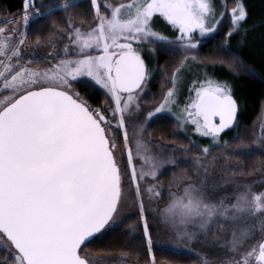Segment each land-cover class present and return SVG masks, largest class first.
<instances>
[{
  "label": "snow or ice",
  "instance_id": "6c2138e0",
  "mask_svg": "<svg viewBox=\"0 0 264 264\" xmlns=\"http://www.w3.org/2000/svg\"><path fill=\"white\" fill-rule=\"evenodd\" d=\"M233 2L229 9L223 0L218 9L214 0H62L49 8L22 0L18 12L0 21V264H116L111 249L93 253L87 246L122 224L130 209L137 219L129 236L142 232L147 264H157V245L211 257L199 264H264V184L254 191L255 182L242 179L251 173L237 172L242 162L228 159L264 151V137L235 148L222 141L239 111L227 81L193 79L190 102L178 105L201 45L196 33L214 32L229 15L230 37L246 20L244 0ZM53 10L63 11L66 27L53 26L30 45L33 19ZM76 14H90L91 24L78 25ZM159 18L171 36L155 28ZM154 43L185 55L166 77L171 87L162 85L163 98L145 104L141 93L152 73L142 53ZM81 78L104 90L102 103L94 106L76 90ZM173 108L179 128L209 143L152 141L147 126ZM153 145L159 151L145 155ZM193 148L199 152L191 157L192 176L174 180L161 206L159 171L189 163ZM213 148L222 149L216 155L226 164L217 163ZM167 149L181 158L165 155ZM154 231L171 233L172 242L154 240Z\"/></svg>",
  "mask_w": 264,
  "mask_h": 264
},
{
  "label": "trees",
  "instance_id": "16d2710c",
  "mask_svg": "<svg viewBox=\"0 0 264 264\" xmlns=\"http://www.w3.org/2000/svg\"><path fill=\"white\" fill-rule=\"evenodd\" d=\"M54 2H62V0H36L37 6L44 5L52 8ZM217 8L223 0H214ZM228 8L234 6L233 0H227ZM22 7V0H0V21L9 17L12 13L18 12ZM78 7L82 8L83 3ZM222 10V9H220ZM69 12L76 10L69 9ZM62 10H53L52 15L35 17L29 27V40L31 45L35 40V36L42 34L44 36L51 35L53 26L63 29L66 27L63 20ZM219 18V17H218ZM73 19L79 25L83 20L88 24L92 22V16L88 15H73ZM230 16L226 15L219 23L218 28L204 37L196 36L201 40V45L194 51L199 65L207 67L201 68L206 71V68H212L214 74H218L221 81H227L232 88L234 97L239 104L237 115V123L230 130L222 134V141L227 140L232 148L237 145H255L262 137L259 130V123L264 113V28H252L253 26H264V20L253 21L251 11L246 21L233 32L230 37L226 34L229 32L232 25ZM43 27V32L38 33L36 30ZM227 39V44L225 40ZM47 47V44L42 45V50ZM145 48L155 47L156 51L151 55V63L153 68L147 87L150 91L143 96V102L146 104H158L163 98L161 93L162 85L170 87L166 84V77L170 78L173 69L179 64L182 59V51H173L171 46H161L153 44L145 45ZM210 62H214L210 63ZM43 63V62H42ZM209 67V68H208ZM211 71V70H210ZM86 79H81L75 85L76 90L81 95L92 103L94 106L102 103L105 99L104 91L98 87L89 88L86 86ZM161 118L153 120L147 126V132L153 134L151 138L155 141L162 140L166 144H175L177 146H190L189 136L178 127L174 118L169 115L162 114ZM233 136L236 139H231ZM222 149L213 148L212 154L216 158V154ZM199 149L193 148L191 153L186 155L189 157V163H180L178 166H169L163 169L158 174V180L169 188L172 182L176 179H182L192 176L191 157L196 155ZM174 158L180 159L181 152H173ZM228 159L242 162L241 167L237 172L243 171L251 173L246 177L258 175L264 168V151L256 150L248 153H229ZM256 169L252 172V169ZM165 192V190H164ZM122 223L117 224L102 235V238L95 240L89 244L90 252H97L104 248H109L114 253L113 256L119 255L121 252L127 253V257L135 260L138 264H147L148 257L144 248L143 239L135 235L129 236V225L135 224L136 216L130 215ZM126 241H131L128 245ZM154 252L157 258V264H199L197 256L184 252H175L155 247Z\"/></svg>",
  "mask_w": 264,
  "mask_h": 264
},
{
  "label": "rangeland",
  "instance_id": "374dc122",
  "mask_svg": "<svg viewBox=\"0 0 264 264\" xmlns=\"http://www.w3.org/2000/svg\"><path fill=\"white\" fill-rule=\"evenodd\" d=\"M244 3H245L246 8H247V13H248L247 14V18L249 16V12L251 11V14H252V17H253V21L254 20L258 21V19L259 20H264V0H244ZM244 22H242L241 25L238 28H241V26H242V24ZM155 28L157 30H162L165 35L171 36L173 34V29L171 28V26L166 25V23L163 21V18H159L156 21ZM252 28H264V26H260V25H256L255 24V26H253ZM176 34L178 35V33H176ZM196 36H200L199 32L196 33ZM43 50H47V47H45V49H43ZM142 54H144L146 59L148 60L149 71L152 72V70H153V68H151L152 63L149 61V60L152 61L151 55L149 54V52H148V50L146 48H144V52ZM188 68L190 69V73H186L185 74L184 83L181 86V90H180L179 97H178V105L181 106V107L183 106V104L185 102H190V101H187V97L189 95V93L187 91V88H188V85L191 83V81L193 79L205 80V79H208L210 77L213 80L221 81L219 79V77H218V74L217 73L216 74L213 73L212 68L208 67L209 69L206 68V71H204V69H201V68H204V66L199 65L197 60L189 61ZM81 79H86L87 80V78H81ZM96 87H98L99 89L103 90L99 86H96ZM170 87H171V84H170ZM146 89H147V86L145 88V91L143 93H141L142 97L146 93ZM233 95H234V93H233ZM176 112H177V109L173 108L171 113L164 112V113H161L160 115L165 114V115H169V116H171L173 118V115ZM181 130L184 131L192 139L197 140L200 145H205V144L209 143L208 139H202V138L199 137V135L192 136V131H191L190 127L184 128V129H181ZM259 130H260V133H261L262 137H264V113H263V116H262L261 121L259 123ZM129 132L131 133V129H129ZM146 139H147V137H146ZM150 139L152 141H155L153 138H150ZM158 151H159V146L153 145L152 146V150L149 151L148 153H145V155H149V156L155 155ZM164 154L165 155H171V156L174 157V154H173V152L170 149L165 150ZM216 160H217V163L220 164V165H224L227 162L225 160V158H223V157H218V158H216ZM139 166H140V162L137 163V167L138 168H139ZM167 167H169V166L165 165L163 169H165ZM163 169H161L159 171V173ZM231 170L232 169L229 168V171H231ZM242 179H244V180H246L248 182H253L254 181L255 182V186H254L253 190L254 191H259V190H261V185L264 184V168H263V170L261 171L260 174H258V175L256 174V175L250 176V177H243ZM149 182H151V181H149ZM164 190H165V192H164L165 200L159 202L161 204V206L163 205V203L166 202V200L168 198L167 197L168 188L164 187ZM134 211H135L134 209H130L128 212L125 213V215L126 216L134 215V214H132V213H134ZM129 232H131V229H129ZM131 234L143 239L142 232H140L139 230H137L136 232H132ZM153 238H154V240H158V241H161V242H168L169 244L173 240V237H172L171 233L163 232V231H154ZM156 247L162 248L159 245H157ZM192 247H197V249L199 251V248H198L197 245L194 244V245H192ZM162 249L175 251V252H184V253H187V254H192V255L197 256V254H194L193 252L189 251L188 249L180 247V246H177V247H174V248L173 247H163ZM2 251H3V246L0 245V253H2ZM209 251H212V250H209ZM210 258H211L210 256H202V257H199V261H202L203 259H210ZM112 260L114 262H116V264H119V262H121V261H123V264H138L135 260H131L127 256L121 257L120 255H116V256L112 257ZM160 264H164V263H160Z\"/></svg>",
  "mask_w": 264,
  "mask_h": 264
},
{
  "label": "flooded vegetation",
  "instance_id": "af4514ba",
  "mask_svg": "<svg viewBox=\"0 0 264 264\" xmlns=\"http://www.w3.org/2000/svg\"><path fill=\"white\" fill-rule=\"evenodd\" d=\"M145 48V47H144ZM148 50V48H146ZM150 55H152V53H149ZM147 60V59H146ZM151 62V60H149ZM150 91V89L147 87L146 92Z\"/></svg>",
  "mask_w": 264,
  "mask_h": 264
},
{
  "label": "water",
  "instance_id": "95a60500",
  "mask_svg": "<svg viewBox=\"0 0 264 264\" xmlns=\"http://www.w3.org/2000/svg\"><path fill=\"white\" fill-rule=\"evenodd\" d=\"M218 122H219V121H218V119H217V123H218ZM226 131H227V130H226ZM226 131H225V132H226Z\"/></svg>",
  "mask_w": 264,
  "mask_h": 264
}]
</instances>
